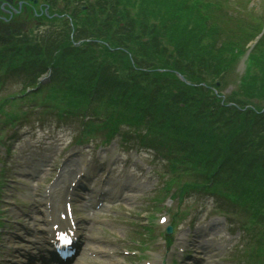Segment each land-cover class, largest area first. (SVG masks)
<instances>
[{
	"label": "rangeland",
	"instance_id": "obj_1",
	"mask_svg": "<svg viewBox=\"0 0 264 264\" xmlns=\"http://www.w3.org/2000/svg\"><path fill=\"white\" fill-rule=\"evenodd\" d=\"M58 1L63 3L62 0ZM240 1L239 5L246 4L247 10L254 9L246 12L244 18L251 22L255 20L253 19L255 16V21L263 24L264 0ZM236 7L235 2H230L229 5L224 4L223 8L226 11L236 10ZM25 9L20 17L14 15L8 20L0 17V30L19 26L17 28H20V33L15 35L16 41L22 37L28 43L34 41H30L29 38H36L35 40H39L37 39L39 37L47 38L53 30L67 32L65 14L64 17L60 16L40 25L38 22L40 17L36 18L30 7ZM76 18L78 14L73 16L72 21ZM68 22L71 25L69 18ZM21 30L29 32L24 34ZM91 30L92 27L86 28V35ZM69 33L71 34L70 30ZM70 34L63 40L67 37L70 41L71 38L78 39L75 32H72V37ZM91 39L92 37L86 41ZM89 44L94 48L97 46L94 40ZM89 46L88 50H91ZM1 47L4 46L0 45ZM90 53L87 51L88 55H92ZM85 56L83 54L84 58ZM226 58L229 62L232 60L234 64L233 68L228 67L229 72L222 79L223 87L220 93L228 94L236 89L242 91L239 76L244 73L246 64L241 58L235 61L231 54ZM95 60L98 61L96 58ZM69 65H63L57 74L55 71L42 72L39 76L41 84L37 89L25 88L27 87L25 75L17 74L8 80L6 86L0 88V217L5 218L0 221L2 226L7 228L3 230L6 244L0 250L17 259L15 251L8 250L10 248L8 242L13 241L15 237L13 249L18 251V255L21 253L25 260L24 264H32L27 259V252L34 255L38 251L37 243L42 245L41 231L37 229L39 223L42 224L43 215L39 214L38 208L43 209L45 206L38 198L47 192L48 186L54 185L61 178L62 167L66 166L67 171H72L67 177L68 183L77 169L82 167L84 171L78 180L83 181L82 186L85 189L77 187L76 191L81 196L75 200L77 220L79 219L82 225L79 233L83 236L87 248L80 260L82 264H182L181 258L191 257L186 255L187 252L183 255L180 250V244L183 242L181 239L187 234L191 235V242L196 240L198 246L195 248L200 249L199 252L191 250L198 264H262L261 259L258 260L256 257L249 260L242 258L245 251L251 254L258 242L264 239V221L258 219L256 229L251 225L246 229V234L249 235L244 236L245 231L241 223L247 220L251 211L248 213L247 206L243 207L241 204L249 201L254 205L257 202L245 196L246 191L250 192L244 190L247 182L231 176L236 173L234 170L226 167L225 171L229 175L222 173L218 177L220 183L216 178L212 180L207 178L205 185L198 187L199 192L192 196H187V193L179 189L185 182L199 178L197 174L210 159L217 164L220 159L219 151L213 145H206L203 151L207 152L201 154L203 159L194 162L193 165L187 162L180 163L181 159L174 160L170 157L168 161L164 158L165 154H159L156 150L154 153L147 151L145 142H149L153 134L146 133L145 129H132L125 133L130 136L129 141L116 136L100 146L101 133L105 129L100 127L98 122L104 121L107 114L113 112L118 114L117 126L127 131L128 127L124 125L125 114L114 109L109 110L99 101L87 102L68 94L69 91L60 92L58 86H68L61 81L59 85L56 82L48 85L52 79L70 77L67 72ZM254 85L258 89L255 82ZM37 93L42 94L44 99H39L35 103L36 98L33 96H37ZM12 94H19L20 97L9 98L4 104L1 103L2 97ZM100 95L105 96L104 93ZM254 105L262 104L255 100ZM30 111L41 113L47 111V114L34 116L23 126L18 124L19 120L7 123L6 114L22 117L25 115L24 112ZM89 124L102 129L94 131L98 132L96 137L88 133ZM11 135L16 137L8 141L7 138ZM142 135L143 138L140 137ZM78 137L84 141H76ZM153 141L156 143V140ZM170 147L173 149L175 145ZM170 156L173 157L174 154ZM38 168L42 170L36 172ZM171 179L174 181L171 182ZM216 188L222 194H219ZM258 190H261V187ZM93 196L100 198L99 203H102V206L84 210L83 208H87L85 202H91ZM230 199L236 201L233 215L217 211L213 207L215 201L221 204L222 209H234L227 201ZM258 210L259 217L264 209ZM13 212L20 215L15 216ZM162 217H165V222H162ZM249 220L252 223V216ZM249 220L247 223H250ZM171 223L175 225V230L171 237L173 244L169 245L163 238L166 227ZM259 231L262 236H258V239L257 236H250L252 232L255 235ZM14 234L20 237L13 236ZM20 259L18 257V262ZM195 262L194 258L191 263Z\"/></svg>",
	"mask_w": 264,
	"mask_h": 264
},
{
	"label": "trees",
	"instance_id": "obj_2",
	"mask_svg": "<svg viewBox=\"0 0 264 264\" xmlns=\"http://www.w3.org/2000/svg\"><path fill=\"white\" fill-rule=\"evenodd\" d=\"M89 1L91 12L75 8V13L93 25L89 37L108 43L96 42L94 56L83 61L82 71L92 69L91 79H81H90L91 94L105 92L106 106L125 113L130 124L160 134L166 155H183L193 165L203 159L205 146L213 145L220 159L217 164L206 162L200 177H208L212 168L221 172L234 162L250 181L244 190L263 202L264 36L248 60L250 66L240 81L243 90L236 89L224 101L215 90L221 91L228 67L233 68L226 56L231 54L236 61L246 55L264 24H246L237 11H224L227 0ZM51 40L52 49L43 48L40 54L45 66L73 64L88 51L72 47L68 38L61 41L59 35ZM255 100L262 105H254ZM197 179L191 182L201 181ZM258 243L248 256L264 264V239Z\"/></svg>",
	"mask_w": 264,
	"mask_h": 264
},
{
	"label": "bare ground",
	"instance_id": "obj_3",
	"mask_svg": "<svg viewBox=\"0 0 264 264\" xmlns=\"http://www.w3.org/2000/svg\"><path fill=\"white\" fill-rule=\"evenodd\" d=\"M68 186H69V183L67 185H65V182L63 180H60V181L58 180L57 183L52 188H50V192L52 194L53 193H56L55 196L57 195L56 201L58 199L61 200V202L58 203L59 204V208L58 209L64 210V204H63V202L66 199V194L68 193ZM65 224H66V221H65Z\"/></svg>",
	"mask_w": 264,
	"mask_h": 264
}]
</instances>
